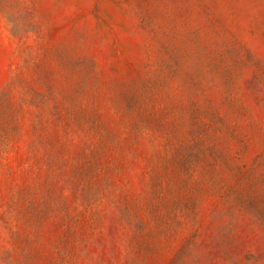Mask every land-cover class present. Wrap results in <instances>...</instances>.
Masks as SVG:
<instances>
[{"label":"rangeland","instance_id":"obj_1","mask_svg":"<svg viewBox=\"0 0 264 264\" xmlns=\"http://www.w3.org/2000/svg\"><path fill=\"white\" fill-rule=\"evenodd\" d=\"M0 264H264V0H0Z\"/></svg>","mask_w":264,"mask_h":264}]
</instances>
